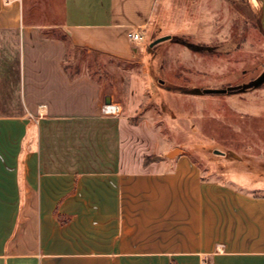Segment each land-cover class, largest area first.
<instances>
[{
  "label": "crops",
  "instance_id": "0c3cea01",
  "mask_svg": "<svg viewBox=\"0 0 264 264\" xmlns=\"http://www.w3.org/2000/svg\"><path fill=\"white\" fill-rule=\"evenodd\" d=\"M158 7L0 0V264H264V171L172 157L163 116L103 114L113 95L65 65L140 63Z\"/></svg>",
  "mask_w": 264,
  "mask_h": 264
},
{
  "label": "rangeland",
  "instance_id": "374dc122",
  "mask_svg": "<svg viewBox=\"0 0 264 264\" xmlns=\"http://www.w3.org/2000/svg\"><path fill=\"white\" fill-rule=\"evenodd\" d=\"M157 12L140 63L69 47L67 69L88 70L124 115L163 116L162 140L175 149L172 157L186 149L204 172L264 171V82L226 93L185 92L244 84L264 70V0H159Z\"/></svg>",
  "mask_w": 264,
  "mask_h": 264
},
{
  "label": "water",
  "instance_id": "95a60500",
  "mask_svg": "<svg viewBox=\"0 0 264 264\" xmlns=\"http://www.w3.org/2000/svg\"><path fill=\"white\" fill-rule=\"evenodd\" d=\"M263 28H264V14L262 15V19H261ZM169 35H164V36H160L158 38H155L154 40H152L151 42H149L148 44V50H150L156 43L163 41L165 39H168ZM262 82H264V70L254 79L250 80L247 83L244 84H238V85H230L227 87H223V88H200V87H193V88H189L187 90H185V92L187 93H191V94H203V93H226L229 91H233V90H245V89H249V88H254L259 86ZM111 102V98L110 95H106L104 98V103H110ZM175 150V149H174ZM172 150L170 152V155H172V152L174 151ZM214 153L217 154H227L226 152L222 151V150H213ZM232 157H237L234 153L230 152Z\"/></svg>",
  "mask_w": 264,
  "mask_h": 264
},
{
  "label": "built area",
  "instance_id": "2783aa9c",
  "mask_svg": "<svg viewBox=\"0 0 264 264\" xmlns=\"http://www.w3.org/2000/svg\"><path fill=\"white\" fill-rule=\"evenodd\" d=\"M127 37L135 43H138L143 40V35L139 30H130L127 32ZM101 112L105 115H119L121 112V106L115 101L110 103H103L101 106Z\"/></svg>",
  "mask_w": 264,
  "mask_h": 264
},
{
  "label": "trees",
  "instance_id": "16d2710c",
  "mask_svg": "<svg viewBox=\"0 0 264 264\" xmlns=\"http://www.w3.org/2000/svg\"><path fill=\"white\" fill-rule=\"evenodd\" d=\"M158 158V156H146L144 158V162L147 163L149 161H153V160H156Z\"/></svg>",
  "mask_w": 264,
  "mask_h": 264
}]
</instances>
